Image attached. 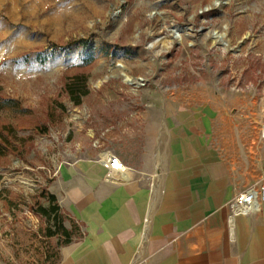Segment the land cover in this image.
<instances>
[{
	"label": "rangeland",
	"instance_id": "rangeland-1",
	"mask_svg": "<svg viewBox=\"0 0 264 264\" xmlns=\"http://www.w3.org/2000/svg\"><path fill=\"white\" fill-rule=\"evenodd\" d=\"M172 110L212 116V141L253 171L264 0H0V264L51 263L63 238L43 192L105 153L139 161L145 116Z\"/></svg>",
	"mask_w": 264,
	"mask_h": 264
},
{
	"label": "crops",
	"instance_id": "crops-1",
	"mask_svg": "<svg viewBox=\"0 0 264 264\" xmlns=\"http://www.w3.org/2000/svg\"><path fill=\"white\" fill-rule=\"evenodd\" d=\"M203 115L145 116L150 149L134 163L119 155L126 170L110 180L102 156L64 172L52 194L83 236L59 249L58 264H264V198L230 210L264 186V140L252 171L224 157Z\"/></svg>",
	"mask_w": 264,
	"mask_h": 264
},
{
	"label": "trees",
	"instance_id": "trees-1",
	"mask_svg": "<svg viewBox=\"0 0 264 264\" xmlns=\"http://www.w3.org/2000/svg\"><path fill=\"white\" fill-rule=\"evenodd\" d=\"M84 81V79H83ZM74 90H70V99L75 105H78L80 103V99L82 97H85L87 95L86 91L79 93L73 92ZM42 198L46 200L48 203L47 208L40 207L39 211L45 215H54L56 219H58L57 223V230L54 232H49L47 235L48 238H52L55 236H59L60 238H63V241L60 242L59 246H65L70 244L71 242L79 240L83 233L81 231V223L75 221L73 217H71L67 212H65L63 209H61L57 203L56 197L48 192H43ZM66 216V217H65ZM69 221L71 224V229H67L63 224L64 221ZM60 259L59 256V250L56 251L54 254V260L49 264H58Z\"/></svg>",
	"mask_w": 264,
	"mask_h": 264
},
{
	"label": "built area",
	"instance_id": "built-area-1",
	"mask_svg": "<svg viewBox=\"0 0 264 264\" xmlns=\"http://www.w3.org/2000/svg\"><path fill=\"white\" fill-rule=\"evenodd\" d=\"M258 138L264 140V119L262 120L258 128ZM103 166L107 169L106 180H110L112 174L124 173L126 168L120 162L119 158L110 154L109 157L102 160ZM264 198V186L260 185L257 189L250 188L247 191L238 194L232 203L230 210L233 215L245 214L250 210L256 203L257 200Z\"/></svg>",
	"mask_w": 264,
	"mask_h": 264
},
{
	"label": "bare ground",
	"instance_id": "bare-ground-1",
	"mask_svg": "<svg viewBox=\"0 0 264 264\" xmlns=\"http://www.w3.org/2000/svg\"><path fill=\"white\" fill-rule=\"evenodd\" d=\"M220 5H221V4L218 3V2H216V3L214 4L215 7H219ZM181 31L186 32V31H188V28H184V29H182V28H179V27H176V26H174V27L171 28V32H172L174 38H175L177 41H180V39H181ZM211 36H212V40H213L214 43H216V42H220V43H221L222 45H224L225 47L228 46V42H227V40H226V35H225V34H223V33H219V32H217V31H215V32L212 33ZM155 44H156V41H153V42H151L150 45H151V46H155ZM125 79H126V82H130V81L132 80L130 77H128V76H126V75H125ZM107 157H109V154H108V153L103 154V158H107Z\"/></svg>",
	"mask_w": 264,
	"mask_h": 264
}]
</instances>
